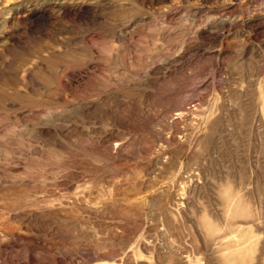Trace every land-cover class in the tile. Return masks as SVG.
I'll list each match as a JSON object with an SVG mask.
<instances>
[{"label": "rangeland", "instance_id": "374dc122", "mask_svg": "<svg viewBox=\"0 0 264 264\" xmlns=\"http://www.w3.org/2000/svg\"><path fill=\"white\" fill-rule=\"evenodd\" d=\"M0 264H264V0H0Z\"/></svg>", "mask_w": 264, "mask_h": 264}]
</instances>
